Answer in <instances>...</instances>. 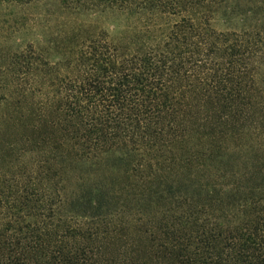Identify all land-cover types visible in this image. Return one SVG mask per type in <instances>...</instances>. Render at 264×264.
<instances>
[{
	"label": "trees",
	"instance_id": "16d2710c",
	"mask_svg": "<svg viewBox=\"0 0 264 264\" xmlns=\"http://www.w3.org/2000/svg\"><path fill=\"white\" fill-rule=\"evenodd\" d=\"M44 1L57 32L13 55L0 102V264H264V27H244L264 1L0 6ZM114 153L125 183L98 169Z\"/></svg>",
	"mask_w": 264,
	"mask_h": 264
},
{
	"label": "rangeland",
	"instance_id": "374dc122",
	"mask_svg": "<svg viewBox=\"0 0 264 264\" xmlns=\"http://www.w3.org/2000/svg\"><path fill=\"white\" fill-rule=\"evenodd\" d=\"M232 7H229L227 10L209 8V11H207L208 8L206 10L200 7L196 15L198 17L204 14L208 15L211 27L217 32L242 29L243 27L238 23V20L232 21L226 18ZM255 13L257 14L245 23L244 27L248 31L261 30L264 27L263 14L257 11ZM59 16L57 3L53 1H44L31 6H0V102L3 101L4 97L9 95L7 86L11 82L10 67L13 55L17 51L24 50L30 43L36 40H42L46 37L50 39L53 35L55 36ZM117 25L121 27L125 26V19L115 15L103 18L102 27L105 30L110 31ZM261 61L260 59L258 60V82L261 89L260 92L264 96V64ZM7 113V108L2 106L0 108V115H6ZM12 131L8 126L0 127V141L12 138ZM133 159V157L131 158L121 153H114L98 165V169L106 172L109 178L111 176L118 180L122 179V183H125L128 181V178H126L128 176L125 173L130 171ZM112 166L118 170H111ZM84 171H87V168H84Z\"/></svg>",
	"mask_w": 264,
	"mask_h": 264
}]
</instances>
